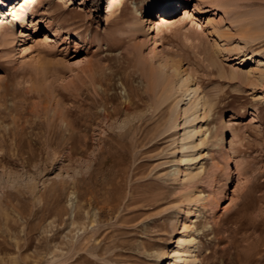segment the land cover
<instances>
[{
    "label": "rangeland",
    "instance_id": "obj_1",
    "mask_svg": "<svg viewBox=\"0 0 264 264\" xmlns=\"http://www.w3.org/2000/svg\"><path fill=\"white\" fill-rule=\"evenodd\" d=\"M106 1L28 0L0 21V264H168L159 253L177 217L191 221L194 264H264V95L230 79L264 60V39L245 49V65L223 61L222 76L203 30L233 17L210 6L222 0ZM228 1L264 13V0ZM168 2L176 8L141 34L149 7ZM156 38L214 104L198 183L171 179L175 130L150 115L144 59ZM192 186L205 201L221 196L215 210L206 202L184 217L180 194Z\"/></svg>",
    "mask_w": 264,
    "mask_h": 264
},
{
    "label": "bare ground",
    "instance_id": "obj_2",
    "mask_svg": "<svg viewBox=\"0 0 264 264\" xmlns=\"http://www.w3.org/2000/svg\"><path fill=\"white\" fill-rule=\"evenodd\" d=\"M13 1L14 0H12V2ZM113 1L114 0L106 1L108 3L107 7L109 10H111L112 6L114 5ZM179 1H181L182 4L185 3V0ZM27 2L28 0H21L20 2L12 5L10 12L0 10V21H6L9 15H13V18H18L21 7L24 8ZM209 3L212 8L222 12L221 16L224 19H227V16L229 15H233V17L227 20V25L224 28H222V25H220V20H218L217 22L214 20L207 21V28H202L204 30L205 37H207V40L205 39L204 42H206L205 44L209 45V51L206 53V60L208 61L209 66H218L219 72L223 76V61L229 62L235 60L237 61L235 62V64L237 63L245 65V63L248 61V55L245 53V49L251 48L252 45L261 42L264 39V29H261V27L258 25L260 21H264V13L242 12L239 10V4H232L228 0L214 2L211 1ZM5 4V0H0V7L4 6ZM175 8L176 6L172 2H168V4L163 7L151 5L149 7V14H152L153 17H149L146 19L148 21V27L145 30H143L142 28H139L137 30L140 31L141 34L142 32H145L146 36L149 37L150 30L154 28V25L158 26L159 24L158 21H156L157 15H155V13L162 12L164 15H159L161 19L165 17L166 14L173 11ZM196 9L197 12L201 10L200 3H197ZM184 21L185 18L181 19L179 23H182ZM160 25H162V28L169 30L172 29V27H174L175 25L178 26L176 22L168 19H164V23H161ZM198 25L201 26L202 24L199 23ZM1 27L2 26L0 25V32ZM7 32L8 31L4 33V36L7 34ZM21 33L23 34V32ZM189 33L190 32L187 31L183 33L185 41L194 42L197 40L199 44L202 45L201 38L198 35L194 36V39H190ZM43 37L45 40H47V42H54L55 40L54 36L52 35H45ZM158 41L159 40H157V38L153 40V47L149 49L147 56H145L144 59L145 64H148L149 66V71L147 74V81L149 85L148 92H150V96L152 98V102L148 107L150 108V115H156V118H158V129H160L161 132H167L170 129L175 130V132L172 134L176 136L175 139L173 138L175 147L171 152H173L174 157L175 152H177V156L173 159V161H176L175 163H177V166L173 168V171H171V179L176 180L178 175L180 174L182 177V182L191 183L202 173L203 170L202 162L200 161L203 158L202 156L204 153L202 154L201 148L205 144V142H207L206 139H208L207 129H205L204 127L207 126V124L205 126V122L206 119L210 116V112H212V107L214 104L212 99L203 90L200 89L199 84L195 81L191 72L187 68L183 67L179 59L170 54H166L162 50L157 49ZM142 42L144 43V41ZM204 49L207 50L206 45L204 46ZM238 71L237 68L232 69V72L230 73V79L236 80L238 82V85L243 84L248 88H251V93L258 91L262 97L264 95V60L262 58H258L256 61L254 60L253 65L248 69V71L244 73H242L241 71L240 73ZM225 127L226 126H224L223 124L222 128L224 129ZM210 143L207 142V144ZM230 143L231 152L235 153L232 141ZM223 150L226 152L225 147H223ZM206 156L208 155L206 154ZM229 157L230 156L227 151V154L225 153V158H223L225 160H228ZM215 163L217 164L218 162L215 161ZM212 166H214V163L212 164ZM218 166H220L219 163ZM218 166L215 168H221ZM215 168L214 170H216ZM216 171L212 170V174ZM218 174L220 175L221 173L218 172ZM209 179H211V177ZM213 179L214 178H212V181H214ZM219 179L220 178H218L217 180ZM195 181L196 183H198L197 180ZM218 183L216 184L218 185ZM197 186H192L188 189L184 187L183 192L180 194L181 201L185 204V206H187L183 210V214H185L184 217L190 216L194 212L195 206L196 208L198 205L205 207V205H207L206 202H210L213 207L219 205L221 196L212 198L206 195L209 199L206 198L205 201V195L203 191L200 188H197ZM218 188L219 186L217 187V189ZM217 192L215 194H217ZM220 193H218V195H220ZM215 194L213 193V195ZM176 205L178 207L179 204L176 203ZM215 207L212 209L215 210ZM190 223L191 221L188 222L187 220L183 222V220H179L178 217L172 222L169 232V239L167 241V244L169 245L160 251V259L169 260L168 264H194V238L190 234ZM157 264H159L158 261Z\"/></svg>",
    "mask_w": 264,
    "mask_h": 264
}]
</instances>
